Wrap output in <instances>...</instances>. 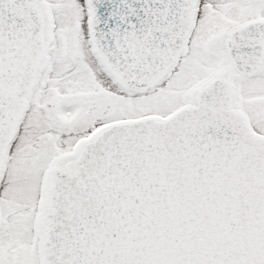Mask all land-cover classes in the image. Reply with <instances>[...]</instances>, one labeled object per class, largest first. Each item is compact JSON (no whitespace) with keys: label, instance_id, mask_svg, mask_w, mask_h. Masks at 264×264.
Listing matches in <instances>:
<instances>
[{"label":"water","instance_id":"1","mask_svg":"<svg viewBox=\"0 0 264 264\" xmlns=\"http://www.w3.org/2000/svg\"><path fill=\"white\" fill-rule=\"evenodd\" d=\"M36 1L0 0V182L44 49ZM85 1L95 48L135 88L177 62L199 4ZM261 26L234 33L231 54L244 72L261 63L264 38L253 43ZM51 198L49 264H264V138L222 79L165 121L104 130L87 145L80 173L60 175Z\"/></svg>","mask_w":264,"mask_h":264},{"label":"rangeland","instance_id":"2","mask_svg":"<svg viewBox=\"0 0 264 264\" xmlns=\"http://www.w3.org/2000/svg\"><path fill=\"white\" fill-rule=\"evenodd\" d=\"M252 1L255 0H227L231 12L235 11V19L220 27L217 26L213 35L204 33L203 29L206 28L207 20H203L193 41L183 51L181 59L165 73L155 87L149 88L144 93H135L128 89L122 90V87L119 86L121 83L114 76L113 93L109 91L101 93L100 89L105 91L108 89L107 86L110 89L112 87L105 83V74L100 72L102 70L98 71L99 67L92 62L86 53L89 39L86 38L88 32H86V10L82 0H43L38 5L48 18L51 16V22L56 27V33L52 31L53 43L51 41V48L40 66L44 69L50 55L53 54L54 72L49 80L48 89L45 90L49 94L46 95L44 92L45 99L56 98L57 95L73 91H87L85 92L86 95H81V97L86 98L91 96L92 92L90 91H93L97 92L96 99L100 101L102 98L112 96L114 116L111 117L115 119L126 116L137 118L153 114L166 115L182 104L196 103L198 94L204 86L215 78H222L231 87L234 103L237 107H243L251 113L259 129L256 128L258 133L263 135L264 71L255 76L238 71L225 43L226 38L236 25L254 17ZM256 1L261 2L263 0ZM70 17H72V22L77 20L80 24L78 37L81 52L85 55V58L81 56L82 59L78 56L81 60L77 59L79 60L77 63L62 57L63 47L60 40L66 38L67 42V22ZM48 22V29L51 30L53 27L50 19ZM211 38L213 39L210 40ZM88 65L90 69L87 67ZM94 68L100 76L96 75ZM68 87L76 89L66 90ZM87 106L82 105L81 112ZM31 112L32 116L24 125L21 139L13 149L6 178L0 192L1 232L10 234L14 239L22 238L24 237L22 233L26 236L29 232V222L35 216L34 205L37 198L40 171L48 160H53V164L59 156L60 150L67 148L66 145L60 146L59 139L54 137L55 132L47 125V113L37 109L35 105H32ZM36 112L39 115L44 114L43 123L40 126L34 123ZM90 118L86 117V121ZM80 128L82 126L71 127L74 131H78ZM54 177H56L55 174L51 173L47 178L48 190ZM46 205L47 202L45 209ZM44 215H46V211Z\"/></svg>","mask_w":264,"mask_h":264},{"label":"flooded vegetation","instance_id":"3","mask_svg":"<svg viewBox=\"0 0 264 264\" xmlns=\"http://www.w3.org/2000/svg\"><path fill=\"white\" fill-rule=\"evenodd\" d=\"M42 1L43 0H41L40 2ZM40 2H38V4ZM252 3L254 5L253 8L254 17L245 20L244 23H240L236 25L231 31L228 38H226L225 40V43L229 49V54H230V48L236 44V42L233 39V33L237 29L249 23L262 24L261 29L263 30L260 31L261 38L258 39L256 37L255 39H253V43L258 44L260 43V40L264 38V0L261 2H257L255 0L252 1ZM38 7L43 15V38H44L45 49L42 56L43 59L41 63L38 64L35 86L33 87L31 94L29 95V108L27 114L22 122L19 135L10 148V154L7 160L3 182L4 179L6 178L7 169L9 166V162L12 158L13 149L21 139L25 123L32 116L31 114L32 105H35L37 109L47 113L48 115L46 121L47 125L49 126V128H52V130L55 132L54 137L59 139L60 146L66 145L67 148L60 150L61 152L53 164H52L53 160L51 161L48 160L46 165L40 171L38 188H37L38 199L36 198L34 205L35 216L29 222L28 234L25 236V234L22 233V236L24 237L14 239L10 234H5L1 232V221H0V264H48L46 247H45V237L46 234L49 232L52 223V215H51L52 202L50 200L49 194L56 179V177H54L53 183L50 186V189L48 190L49 186H48L47 178L49 174L51 175V173H54L55 176H57L58 174H76L79 171V167L81 164V160L86 144L92 141L103 128L115 122H119L129 118L128 116L120 117L116 119L111 117L114 116V105H113L112 96H107L106 98H102V100L100 101L96 99L97 92H93V91H90L92 92L90 94L91 96H88L86 98L81 97V95L82 94L86 95L85 92L87 91L85 92L73 91L70 93H63L62 95H57L56 98H52L48 100L45 99V94L46 95L49 94V92L45 90L48 89L49 80L54 72L52 66L53 62H55L53 54L52 56L50 55L48 59V63L47 65H45L44 69L40 68V66L44 61V59H46L49 49L51 48V41L53 43L52 31L53 33H56L55 31L56 27L51 22V16L50 18H48L47 15L44 14V12L41 10L39 5ZM234 14L235 11L231 12L227 0H201L198 16H197L196 27L191 35L188 45H190V43L193 41L195 34L199 31L200 24L202 23L203 20H207V23L205 24L206 28L203 29L204 33L206 35H213L214 30L216 29L217 26L220 27L221 25L229 23L231 22V20L235 19ZM71 18L72 17H70L69 21L67 22V31H68L67 42H66V38H62L60 40V43L63 47L62 48L63 59L69 58L70 60H72V62L77 63L82 58H85V55L81 52L80 39L78 37L80 24L77 20H75V22H72ZM49 19L53 27L51 30L48 29ZM85 20H86V29H87L86 32H87L88 31L87 10H86ZM215 35L213 36V38L215 37ZM86 38H88L90 41L89 43L87 39L88 48L86 53L90 56L92 62L99 67L98 71L102 70L100 72L102 74H105V78H104L105 83L109 84L110 87H112L110 89L107 86L108 89H105V91L100 89L101 93H104L106 91L113 93L112 89L114 85L113 82L114 76L121 83L119 86L122 87V90L128 89L129 91L135 93H142V92L144 93L148 90L146 89V90L138 91L131 89L122 79H120L117 75L114 74L113 69L102 60L99 53L94 49L93 42L89 36V31L87 32ZM213 38H211L210 40H212ZM262 41H263V52H262L261 63L256 68L255 71L246 75L255 76L261 73L262 71H264V39ZM216 44H220V43H216ZM78 56H80V58L82 56V58L80 59L78 58ZM87 67H89L90 69L89 65ZM94 71L96 73L95 68ZM96 75L100 76L97 73ZM70 89H76V88H72V87L66 88V90H70ZM197 100L198 97L196 99V103ZM196 103L193 104L186 103V105L193 106ZM82 105H88L87 108L83 110V112H81ZM235 106L237 107L236 104ZM237 108L244 114L246 118H248V120L253 124V126L257 128L251 113L243 107L241 108L237 107ZM43 117L44 114L39 115V113L36 112V114L34 115V123L37 126H40V124L43 123V119H44ZM86 117H91V118L86 121ZM76 125L82 126V128H80L78 131H74L73 129H71V127H74ZM3 182L0 186V192ZM42 186H43V193L41 198H39V189H41ZM46 202L47 205L45 209ZM45 211H46V215H44Z\"/></svg>","mask_w":264,"mask_h":264},{"label":"bare ground","instance_id":"4","mask_svg":"<svg viewBox=\"0 0 264 264\" xmlns=\"http://www.w3.org/2000/svg\"><path fill=\"white\" fill-rule=\"evenodd\" d=\"M59 11V9H57Z\"/></svg>","mask_w":264,"mask_h":264}]
</instances>
